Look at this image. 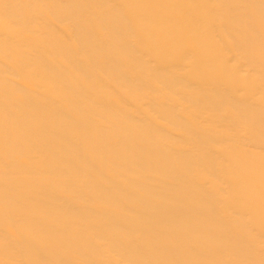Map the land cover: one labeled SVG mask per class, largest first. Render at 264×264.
Returning a JSON list of instances; mask_svg holds the SVG:
<instances>
[{"label":"bare ground","instance_id":"bare-ground-1","mask_svg":"<svg viewBox=\"0 0 264 264\" xmlns=\"http://www.w3.org/2000/svg\"><path fill=\"white\" fill-rule=\"evenodd\" d=\"M0 264H264V0H0Z\"/></svg>","mask_w":264,"mask_h":264}]
</instances>
